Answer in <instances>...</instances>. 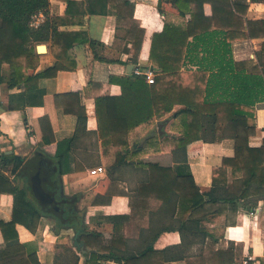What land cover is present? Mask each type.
Instances as JSON below:
<instances>
[{"label":"crops","instance_id":"crops-1","mask_svg":"<svg viewBox=\"0 0 264 264\" xmlns=\"http://www.w3.org/2000/svg\"><path fill=\"white\" fill-rule=\"evenodd\" d=\"M49 1L48 13L36 14L31 25L37 28L47 17L64 19L59 29L73 37L66 40V51L61 47L58 52L66 55L70 68L38 81L37 86L44 90L39 105L23 107L24 102L31 100L24 87L9 88L7 80L0 84V163L2 155L15 154L30 159L38 151L51 157L56 156L58 150L65 153L63 172L58 174L61 194L81 195L78 209L86 229L102 235L98 244L109 245L113 239L118 242L112 247L117 258L103 259L97 264H123L125 256L139 254L148 246L165 250V257H159V264H231L248 253L263 255L264 193L239 198L237 210L229 200L209 201L186 220L175 193L159 198L148 197V202L133 210L136 216L132 221V198L137 197V188L148 180L149 172L132 162L115 166V150L104 153L96 98L106 95L109 112L114 115L115 97L122 93V89L118 83H110V77L126 76L137 69L149 70L153 35L161 33L166 24L172 23L183 26V29L193 23L185 30L191 31V35L207 32L208 37L213 28L237 32L232 43L236 70L264 75V25L256 30V38L244 35L248 34L249 20L264 21V0H130L135 6L134 19L139 24V33L135 34L142 36L139 51L129 40L127 23L130 20H118L110 5L107 12L101 14L88 12V8H96L95 1L74 0L73 5H69L68 0ZM87 37L95 41L94 44L87 41ZM42 44L46 45V51L38 52L37 46ZM52 44V38L36 44L34 59L39 65L34 74L56 64ZM186 69L195 71L196 68L185 66L182 71H188ZM9 71V65L5 64L2 73L8 76ZM181 108L176 105L152 127L140 128L130 136L131 146L142 142L140 146L144 151L139 155L142 161L171 167L181 163L177 161L182 159V150H176L171 143L164 141L165 137H180L179 117L173 115ZM78 113H86L87 119L82 122ZM206 119L202 133L205 138L186 146L189 172L202 192L212 189L214 168H221L224 158L235 155L233 123L226 125L220 141L213 142L211 124L209 118ZM254 120L256 132L249 144L260 147L264 143V101L256 104ZM161 122L166 123L163 132L159 133L158 124ZM149 136L158 138L157 146L148 144ZM68 140L71 143L68 144ZM176 151L180 153L179 159L175 158ZM227 164L218 176V182L228 183L222 189V195L238 192L242 183L241 176L233 177L235 163ZM99 167H103L104 172L92 173ZM10 177L14 184L24 186L22 179L12 174ZM260 179L259 173L253 181ZM14 203L13 194L0 192V221L12 220ZM116 224H119L117 228ZM57 226V220L49 217H42L35 231L21 223L16 225L19 242L25 247V259L27 248H31L36 250L42 264H87L91 250L80 242L79 231L72 226L58 230ZM3 244L4 235L0 230V246ZM215 252L221 255H213ZM149 263L151 259L140 264Z\"/></svg>","mask_w":264,"mask_h":264},{"label":"trees","instance_id":"trees-1","mask_svg":"<svg viewBox=\"0 0 264 264\" xmlns=\"http://www.w3.org/2000/svg\"><path fill=\"white\" fill-rule=\"evenodd\" d=\"M68 1L69 5L75 4L74 0ZM90 1L96 3V8H88L90 13L103 14L107 12L110 5L111 12L117 16L118 20L129 19L130 23H127L129 40L133 42L136 51L141 49L142 36L140 34L136 36L139 33L137 29L139 24L134 19L135 6L130 0ZM49 6V0H0V84L7 80L9 88L23 86L26 93L30 94L28 98L31 97V100L23 103V107L42 104L44 90L37 86L41 78L55 76L59 70L70 68L66 62V55L61 54V51L58 52L61 47L66 51V40L73 37L66 31H60L59 26L64 19L58 16L47 17L45 23L39 27L31 25L36 14L48 13ZM192 17L195 20V15ZM262 25L264 21L249 20L248 34H244L245 37L256 38V30ZM191 26L193 23L183 29L181 25L166 24L161 33L153 35L150 69L155 73L154 83H149L146 75L135 72L122 77H110V83L116 82L122 89V93L115 97L114 115L109 112L106 95L96 98V115L104 153L109 154L115 150V166L132 162L135 166L145 168L149 172L148 180L142 182L137 188V197L132 198V221L136 216L133 210L137 206H142L144 202H148V197L159 198L161 195L169 194L170 196L175 193L180 211L184 213L183 217L186 220L196 209L209 201L229 200L236 205L237 210L239 198L264 193V143L260 147H251L249 144L251 136L256 132L255 106L264 101V75L236 70L232 56V43L237 38L235 36L237 32L216 30L211 27L213 32L206 37L207 32L203 35H191L189 30L185 32ZM140 33L142 35L143 31L140 30ZM190 36L194 38L190 39ZM50 38L53 40L52 54L57 62L54 66L34 74L39 65V61L34 59L36 44L44 43ZM86 40L92 44L95 42L88 37ZM262 63L264 66V56ZM5 64L10 67L8 76L2 73ZM185 66L196 69L182 71ZM176 105L182 106L173 115L179 117L182 132L180 137H165L164 141L171 143L176 150H182L180 151L182 159L177 161L181 163L171 167L142 161L139 155L144 148L140 146V142L131 146L130 136L140 128L152 127L156 120L172 112ZM78 114L82 122L87 119L86 113ZM206 118H209L208 122L211 124L213 142L220 141L226 125L233 123L235 155L232 158H224V165L221 168H214L213 187L209 192H202L189 172L186 146L193 141L205 138L202 133L208 120ZM147 142L155 147L159 140L156 136H149ZM67 143H71V140ZM36 154L27 163L28 158L20 155L1 156L0 192L13 194L15 203L12 220L7 223L0 221V230L4 235V244L0 246V264H42L38 260L35 249L27 248L28 256L25 259L23 252L25 247L20 244L16 231L18 223L35 231L42 217L56 219L58 230L64 226H72L79 231L80 242L91 250L87 264H97L103 259L117 258L112 250L113 246L118 245L117 239H113L109 245L98 244L102 235L86 229L77 206L81 195L63 196L61 194V181L58 174L63 172L65 153L58 150L54 157L44 151H38ZM179 154L175 152L176 159H179ZM43 159L48 160L51 174L49 189L59 200L60 206L65 210L64 214L54 212L51 207L41 206L30 193L27 174L29 169L32 172L41 169L44 164ZM227 163H235L233 177L241 176L242 183L238 192L222 195V189L227 187L228 183L218 182V176L228 165ZM24 165H26L25 169ZM259 173L260 181H253ZM10 174L22 179L24 186L14 184ZM165 200L167 199H163ZM118 226L119 224H116V228ZM213 255L220 256L221 253L215 252ZM159 257H165V250L148 246L139 254L122 258L123 264H140L143 260L149 259H151L149 264H159Z\"/></svg>","mask_w":264,"mask_h":264},{"label":"water","instance_id":"water-1","mask_svg":"<svg viewBox=\"0 0 264 264\" xmlns=\"http://www.w3.org/2000/svg\"><path fill=\"white\" fill-rule=\"evenodd\" d=\"M38 52H45L46 45H38L37 46ZM166 122H161L158 124V132H163V126ZM37 155V154H36ZM33 156L26 161V163L31 160ZM43 167L36 172H32L29 169L27 174V182L30 187V192L33 197L38 201L41 206L44 207H51V209L60 214H64L65 210L60 206L59 200L55 197L53 192L49 189L50 181H51V174L48 167V160L43 159L42 161ZM26 168V165L23 167Z\"/></svg>","mask_w":264,"mask_h":264},{"label":"built area","instance_id":"built-area-1","mask_svg":"<svg viewBox=\"0 0 264 264\" xmlns=\"http://www.w3.org/2000/svg\"><path fill=\"white\" fill-rule=\"evenodd\" d=\"M135 73L146 75V79L149 83H154L155 81V73L151 69L144 72L137 69ZM104 170L105 169L103 167H99L98 169L92 170V173L95 174L97 172H104ZM231 264H264V254L256 255V254L248 253L242 259L235 261Z\"/></svg>","mask_w":264,"mask_h":264},{"label":"rangeland","instance_id":"rangeland-1","mask_svg":"<svg viewBox=\"0 0 264 264\" xmlns=\"http://www.w3.org/2000/svg\"><path fill=\"white\" fill-rule=\"evenodd\" d=\"M141 143H142V142H141ZM141 143H140V144H141Z\"/></svg>","mask_w":264,"mask_h":264}]
</instances>
